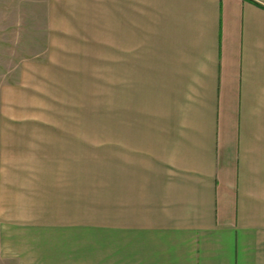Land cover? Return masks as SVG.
Segmentation results:
<instances>
[{
    "label": "crops",
    "instance_id": "1",
    "mask_svg": "<svg viewBox=\"0 0 264 264\" xmlns=\"http://www.w3.org/2000/svg\"><path fill=\"white\" fill-rule=\"evenodd\" d=\"M49 1L112 11V147L97 220H67L73 131L0 126V264H264V0Z\"/></svg>",
    "mask_w": 264,
    "mask_h": 264
},
{
    "label": "rangeland",
    "instance_id": "2",
    "mask_svg": "<svg viewBox=\"0 0 264 264\" xmlns=\"http://www.w3.org/2000/svg\"><path fill=\"white\" fill-rule=\"evenodd\" d=\"M85 3L64 1L65 12L62 1L0 0V126L73 131L58 144L52 201L72 208L58 218L96 221L99 164L114 126L113 22L112 11L99 17ZM13 99L23 113L14 121L4 116Z\"/></svg>",
    "mask_w": 264,
    "mask_h": 264
}]
</instances>
